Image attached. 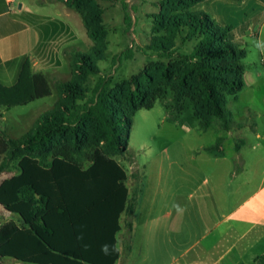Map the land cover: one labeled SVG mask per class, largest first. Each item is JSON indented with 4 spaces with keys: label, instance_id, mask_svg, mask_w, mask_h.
Returning <instances> with one entry per match:
<instances>
[{
    "label": "trees",
    "instance_id": "1",
    "mask_svg": "<svg viewBox=\"0 0 264 264\" xmlns=\"http://www.w3.org/2000/svg\"><path fill=\"white\" fill-rule=\"evenodd\" d=\"M56 1L80 15L93 45L74 55V80L55 84L54 107L26 135L11 139L0 130V175L16 172L0 184V211L18 217L0 221V264L6 258L23 264H116L120 218L126 214V254L139 191L130 197L127 172L113 157L128 152L133 114L151 109L171 89L177 108L190 100L200 131L207 132L214 120L224 131L242 128L232 127L227 98L245 89L247 52L233 25L221 26L208 13L193 11L207 0H163L154 30L165 35L154 37L149 48L169 63L114 88L112 77H102L87 98L84 83L100 74L96 61L106 59L104 11L98 0ZM178 37L196 40L190 54L176 51ZM175 56L177 64L171 61ZM51 95L46 76L33 72L28 58L13 85L0 80V110ZM223 147L219 137L204 151L223 157ZM240 149L237 143L235 150ZM256 264H264V254Z\"/></svg>",
    "mask_w": 264,
    "mask_h": 264
},
{
    "label": "rangeland",
    "instance_id": "2",
    "mask_svg": "<svg viewBox=\"0 0 264 264\" xmlns=\"http://www.w3.org/2000/svg\"><path fill=\"white\" fill-rule=\"evenodd\" d=\"M162 1L98 0L104 11L103 23L108 31L106 59L96 61L100 74L89 76L84 83L87 98L92 97L94 87L102 77H112L111 88H114L141 75L145 69L153 71L156 66L169 63L168 59L161 58L149 48L154 37L165 35L163 31L155 33L154 30ZM46 2L45 7L53 8L51 14H54L55 10H58L55 3L59 2ZM58 5L60 8L63 4ZM63 7L71 11L72 16L68 22L73 30L71 33L60 30L56 36L42 39L32 55L35 60L31 62V65L37 63L35 68L32 67L33 72H41L46 76L52 95L25 106H16L7 111L0 110V130L11 139L26 135L36 120L54 107L57 101L55 84L74 80L71 69L74 55L77 52H88L93 45L80 15L64 5ZM193 11L206 12L219 25H233L237 30V38L243 42L247 52L243 77L246 86L237 97L227 98V109L232 114V127H257L261 138L257 139L250 130L239 132L238 135L246 140V146L237 153L234 147L240 139L233 131L241 128L224 131L218 121L214 120L207 132L200 131L199 119L194 116L190 100H184L177 108L173 101V91L167 89L151 109H140L133 114L128 152L126 155L113 157L129 174L131 187L136 176L144 177V187L140 188L146 189V193L148 190L167 192L169 188L181 191L198 188L199 177L188 181L184 176L186 173L197 175L199 167L194 161L195 157H212L202 150H197L214 144L219 137L224 139L227 159L244 160L250 173H254L256 187L264 173V4L260 0H207L196 5ZM195 43L196 40L183 41L178 37L175 41L176 51L180 54H190ZM171 61L177 64L178 56L173 57ZM8 173L5 171L1 177ZM14 173L16 172L4 175L3 178H8ZM243 183L241 177L239 185ZM8 217L18 219L16 215L0 211V221L5 222L9 220ZM13 261L15 262L6 258L4 264Z\"/></svg>",
    "mask_w": 264,
    "mask_h": 264
},
{
    "label": "crops",
    "instance_id": "3",
    "mask_svg": "<svg viewBox=\"0 0 264 264\" xmlns=\"http://www.w3.org/2000/svg\"><path fill=\"white\" fill-rule=\"evenodd\" d=\"M58 4L55 3L58 10L54 14H59L53 16V8L45 7L46 0H0V80L13 85L25 58L34 62L32 55L42 39L56 36L60 30L71 33V11L63 5L60 9ZM38 16L53 18L38 20ZM243 130L261 138L257 127L234 130L241 145L239 151L235 150L237 153L246 146V140L238 135ZM205 147L197 151H204ZM194 161L199 167L197 175L186 173L184 179L190 181L197 176L200 184L190 191L169 188L167 192L146 193L140 188L144 187V177L136 176L131 187L127 173L130 197L139 191L138 203L130 252L126 254V214L120 218L117 247L121 256L116 264H256L264 254V173L256 187L255 175L245 161L228 160L225 151L223 157H195ZM3 177L0 175V184L7 178ZM241 177L244 183L239 185ZM7 263L22 264L16 260Z\"/></svg>",
    "mask_w": 264,
    "mask_h": 264
}]
</instances>
